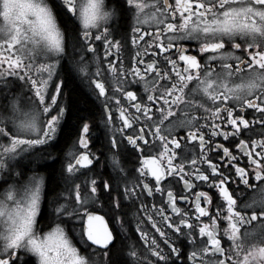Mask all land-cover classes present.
Here are the masks:
<instances>
[{"label": "snow or ice", "instance_id": "obj_1", "mask_svg": "<svg viewBox=\"0 0 264 264\" xmlns=\"http://www.w3.org/2000/svg\"><path fill=\"white\" fill-rule=\"evenodd\" d=\"M0 100V264H264V0H0Z\"/></svg>", "mask_w": 264, "mask_h": 264}, {"label": "flooded vegetation", "instance_id": "obj_2", "mask_svg": "<svg viewBox=\"0 0 264 264\" xmlns=\"http://www.w3.org/2000/svg\"><path fill=\"white\" fill-rule=\"evenodd\" d=\"M107 2L109 4H112L113 0H107ZM109 23L115 25L116 30H118L120 33H123L125 31H128L130 33V28H128V24L130 23V21L127 20V19H126V23H125L124 26L121 24V17L113 18ZM126 66H127V64H126ZM63 74L65 75V73H63ZM76 82L87 93V91H88L87 87L81 85L78 80H76ZM17 91H19V90H17ZM65 92L67 94V96H66V104H65L66 108L68 109V111L66 112V119H67L68 112H69V96H68L67 88L65 89ZM91 99L94 101L95 97H91ZM3 103H4V101L0 100V104H3ZM95 105H96L97 109H99V102L98 101L95 103ZM88 122L90 123V125H92V129H91L92 130V136L89 137V138L92 140V145L91 146L93 148V151H96V149H100V152H97V156L100 157V160H99V163L96 165V167L94 169V172L97 175V177L102 176L105 179H107L108 178V174L112 171V169H111V166L109 164L108 158L106 156L101 155V152H105L106 151L104 149V147H103V142H106V141H105V137H104L105 129H104V125H103V122H102V117L99 115V111H98V114L96 116V125L97 126L93 127V122L90 121L89 119H88ZM66 150L67 149H65V151ZM62 156H63V154L60 155V162H61ZM122 161H123V158H122ZM47 162H51V161H49V160H41L39 162V165H43L44 163H47ZM35 172L38 173V174H42L45 177V191L47 192V175H46V173L40 168V166H37L35 168ZM28 175H32V172L31 171H27V175H25L22 178L21 182H23V180H26ZM9 182L11 183V181H9ZM60 183H61V186H62V181ZM2 190H3V188L0 187V191H2ZM60 190H62V187L58 191H60ZM100 214L103 215V213H100ZM130 215H131V213H130ZM106 219H107V217H106ZM109 226L111 227V224ZM46 230L47 229H45V231ZM114 235H115V233H114ZM133 239H134V237H133ZM125 242L127 243L128 241L126 240ZM77 246H79V245H77ZM178 246L183 247L182 245H178ZM126 251H127V249H125V252Z\"/></svg>", "mask_w": 264, "mask_h": 264}, {"label": "trees", "instance_id": "obj_3", "mask_svg": "<svg viewBox=\"0 0 264 264\" xmlns=\"http://www.w3.org/2000/svg\"><path fill=\"white\" fill-rule=\"evenodd\" d=\"M125 23L126 19L121 17V24L124 26ZM65 75H67V73H65ZM66 85L69 96V112L66 119L68 121V126L71 127V125L76 124L80 116H85L87 119L93 122V127H96V116L98 114V109L96 105L93 104V100L87 96V93L76 82L75 79L68 77L66 80ZM61 154L62 153L57 154L55 163L51 161L40 166V168L47 175V192L53 184L55 175L59 171Z\"/></svg>", "mask_w": 264, "mask_h": 264}]
</instances>
